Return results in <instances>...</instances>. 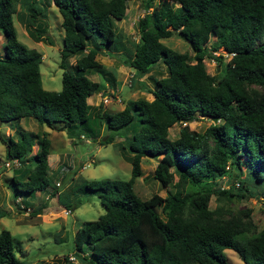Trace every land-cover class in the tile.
<instances>
[{
    "label": "trees",
    "instance_id": "16d2710c",
    "mask_svg": "<svg viewBox=\"0 0 264 264\" xmlns=\"http://www.w3.org/2000/svg\"><path fill=\"white\" fill-rule=\"evenodd\" d=\"M17 1L0 0V123L13 129L0 139L5 158L18 162L4 178L16 206V199L28 206L25 197L49 183L47 131L24 130L21 117L64 129L71 139L95 138L103 128L135 123L131 138L120 144L121 151H130V177L81 183L80 191L96 193L104 206L102 213L82 221L74 231L73 248L82 252L84 264H229L225 248L236 251L244 264H264V227L256 228L249 209L208 207L213 193L227 198L237 193L229 188L214 192L208 185L187 187L225 175L229 168L240 169L242 162L251 182L264 184V0H146L147 11L136 21L138 39L126 64L144 74L160 61L166 72L153 78L150 99H128L115 111L88 103L98 87L89 73L109 74L96 58L97 47L118 44L113 19L124 16L128 0H51L62 28L59 90L42 87L41 53L16 37L12 14ZM27 8L31 17L38 13L33 0ZM24 25L34 40L51 43L44 25L36 33ZM174 31L190 52L161 40ZM95 34L97 41L88 45ZM205 57L220 66L215 73L206 70ZM198 116L217 119L201 131L190 129L187 121ZM57 122L60 127H55ZM176 122L184 124L170 138L168 128ZM111 139L108 134L101 140ZM146 155L156 157L152 176L164 186L163 196L141 198L133 190ZM236 182L239 196L249 192L250 183L247 187L242 180ZM54 187L52 195L58 194ZM4 263L20 260L11 233L1 228L0 264Z\"/></svg>",
    "mask_w": 264,
    "mask_h": 264
},
{
    "label": "rangeland",
    "instance_id": "374dc122",
    "mask_svg": "<svg viewBox=\"0 0 264 264\" xmlns=\"http://www.w3.org/2000/svg\"><path fill=\"white\" fill-rule=\"evenodd\" d=\"M30 1L32 0H18L16 3V10L12 14L16 37L27 47H33L41 53L39 72L42 87L47 90H59L62 71L58 66L59 48L62 45L61 17L51 0H33L38 13L35 17H31L27 8ZM155 1L152 0V3ZM145 2L146 0H128L124 16L121 19H113L114 28L119 35L115 43L118 44L110 49L104 48L105 46L97 47L96 58L105 69L109 70V74L106 73L103 76L94 70L89 73V76L98 82V87L87 98L90 104L101 103L104 109L115 111L120 109L128 99L139 96L149 99L151 93L148 89L153 86V78L165 74V67L160 61L154 63L149 72L144 74L136 73L134 68L126 64V57L131 53L138 39L136 21L147 11L144 7ZM25 23L35 33L39 25H44L46 27L44 35L50 39L51 43L34 40L26 32ZM95 37H97L96 34L88 40V45H93L92 39L97 41ZM2 40L3 35L0 32V43ZM161 40L178 51L190 52L187 42L180 38L176 31ZM69 60L73 62L74 56ZM204 64L210 73H215L220 67L213 59L207 57L204 58ZM19 122L23 127L33 131H47L50 140L47 154L49 183L48 187L39 190L37 195L26 197L28 202H36L35 205H28L26 209L18 208L9 188L2 186V174H0V210L3 212L0 216V229L5 228L11 233L13 251L21 261L20 264H75L66 259L70 253L75 255L78 262L84 264L82 252H77L73 248L74 231L82 221L96 218L104 211V206L100 204L96 193H82L81 183L83 180L91 179H128L130 177L128 160L130 151L128 148L121 151L120 144L125 145L131 138L136 124L117 129L103 128L95 138L82 136L71 139L64 129L50 128L44 123H38L30 116L21 117ZM210 122H212L211 118L198 116L187 121V125L190 129L201 131ZM182 124L184 123L176 122L170 125L168 136L174 138ZM58 125L60 127L59 122L55 127ZM10 129L12 128L9 127V123H0V135L12 134ZM108 134L112 135V139L109 142H103L101 139ZM4 149L5 144L0 139L1 157ZM6 160L5 157L0 159V173L5 171V176L9 177L13 164L5 165ZM155 161V156L141 157V173L134 178L132 185L134 192L141 198H147L152 193L161 196L166 193L164 186L152 176ZM32 164L33 160L30 161V166ZM250 177L248 169L242 162L240 169L229 168V173L225 175L204 180L197 185L187 184V187L195 189L208 185L214 192L218 188H229L237 195L227 198L213 193L208 207L212 209L216 205H222L233 212L247 208L256 228L260 229L264 227V184H253ZM238 180H242L246 186L247 183L251 185V187L247 186L249 192H242V196H239L240 191L235 186ZM55 181L59 184L54 187ZM53 187L58 194L52 195L46 201V207L39 206L37 199L43 198L45 193H49ZM172 189L173 186L170 183L168 190ZM65 208L70 212L65 214L63 212ZM156 209L159 210V206ZM224 254L229 264H244L233 249L225 248Z\"/></svg>",
    "mask_w": 264,
    "mask_h": 264
},
{
    "label": "crops",
    "instance_id": "0c3cea01",
    "mask_svg": "<svg viewBox=\"0 0 264 264\" xmlns=\"http://www.w3.org/2000/svg\"><path fill=\"white\" fill-rule=\"evenodd\" d=\"M211 38H213V37H211ZM89 96H90V95H89ZM89 96H88V97H89ZM88 97H87V98H88ZM151 97H152V95H151ZM151 97H150V98H151ZM150 98H149V99H150ZM88 103H89V102H88ZM24 118H27V117H24ZM19 125H20V127L23 128L24 130H31L30 128L23 127L22 124H21L20 122H19ZM56 130H58V129H56ZM32 131H33V130H32ZM37 131H38V130H37ZM45 131H46V130H45ZM6 132H8V131H6ZM10 132L13 133V129H10ZM35 147H36V146L34 145V146H33V149H35ZM2 157H5V156H4V153H3V156H2ZM2 157L0 156V159H1ZM47 163H48V161H47ZM0 174H2V176H1V178H2V179H1V180H2V181H1V184H2L3 187H5V182H4V178H6V176H5V171H2ZM9 176H10V175H9ZM38 191H39V190H35V191L32 193V195H33V194H36V195H37V194H38ZM50 192H51V191L49 190V193H45V195H44L43 198H38V199H37V201L39 202V204H38L39 206H41V207H46V203H47L46 201L52 196V193H50ZM32 195H31V196H32ZM54 195H55V194H54ZM29 197H30V196H29ZM25 201H26V203H27L29 206H30V205L33 206V205H35V203H36V202H35V203L28 202V200H27L26 197H25ZM20 263H21V261H20Z\"/></svg>",
    "mask_w": 264,
    "mask_h": 264
},
{
    "label": "built area",
    "instance_id": "2783aa9c",
    "mask_svg": "<svg viewBox=\"0 0 264 264\" xmlns=\"http://www.w3.org/2000/svg\"><path fill=\"white\" fill-rule=\"evenodd\" d=\"M4 164H5V165L13 164V166H15V165L18 164V162H17L16 159H12V160L7 159L6 161H4ZM58 184H59L58 181H55V185H58ZM235 184L237 185L238 183L236 182ZM16 201L19 203V205H18L19 208H25V209H26V208L28 207V206H24L23 203L20 202V200L16 199ZM63 212L66 214V213H69L70 210L65 208V209L63 210ZM66 259H67L68 261L72 262V263H75V264H81L80 262H78V261L76 260V257H75V255H74L73 253L68 254V255L66 256Z\"/></svg>",
    "mask_w": 264,
    "mask_h": 264
},
{
    "label": "water",
    "instance_id": "95a60500",
    "mask_svg": "<svg viewBox=\"0 0 264 264\" xmlns=\"http://www.w3.org/2000/svg\"><path fill=\"white\" fill-rule=\"evenodd\" d=\"M216 119H217L216 117H212V118H211V120H212L213 122L216 121Z\"/></svg>",
    "mask_w": 264,
    "mask_h": 264
}]
</instances>
